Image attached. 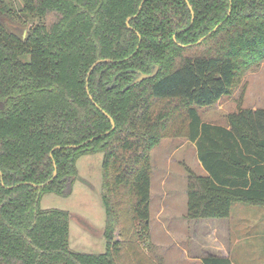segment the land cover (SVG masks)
Instances as JSON below:
<instances>
[{
	"label": "trees",
	"instance_id": "16d2710c",
	"mask_svg": "<svg viewBox=\"0 0 264 264\" xmlns=\"http://www.w3.org/2000/svg\"><path fill=\"white\" fill-rule=\"evenodd\" d=\"M20 1L24 39L0 0V264H144L138 250L125 257L124 238L135 225L148 231L149 152L168 137L192 143L205 172L186 169L188 220L264 207V109L239 108L220 125L194 108L214 105L264 60V0ZM95 154L106 250L79 253L68 213L40 199L69 196L77 161Z\"/></svg>",
	"mask_w": 264,
	"mask_h": 264
},
{
	"label": "rangeland",
	"instance_id": "374dc122",
	"mask_svg": "<svg viewBox=\"0 0 264 264\" xmlns=\"http://www.w3.org/2000/svg\"><path fill=\"white\" fill-rule=\"evenodd\" d=\"M15 10V17L7 26L17 35L31 26L18 11L20 0H5ZM28 61L29 56L21 57ZM201 120L211 124L224 125L226 116L240 109H264V60L243 73L228 95L222 96L209 107H194ZM150 203L147 233L135 225L137 235L124 238V253L131 258L138 250L144 264H200V259L218 251L219 243L209 237L211 225L225 229L226 220H188L186 214L187 171L197 175L205 172L196 158L195 147L185 138H164L149 152ZM102 154L82 156L76 163L78 178L72 181L70 195L60 197L49 193L41 196L42 209H60L69 216V247L79 253L102 254L106 250L104 239L105 211L101 202ZM231 231V259L244 264L255 256V264H264V207L236 203L232 205L226 221ZM257 229L258 236L253 242L243 240L246 227ZM118 228L114 232L118 240ZM263 232V233H262ZM121 240L122 236H120ZM217 247V249L215 248ZM240 253L247 257L240 258ZM125 263L123 261L119 264ZM126 264V263H125Z\"/></svg>",
	"mask_w": 264,
	"mask_h": 264
},
{
	"label": "crops",
	"instance_id": "0c3cea01",
	"mask_svg": "<svg viewBox=\"0 0 264 264\" xmlns=\"http://www.w3.org/2000/svg\"><path fill=\"white\" fill-rule=\"evenodd\" d=\"M200 167H201V165H200ZM227 219H229V217L225 218V219H216V221L217 220H226L227 221ZM209 221H214V219H210ZM226 221L224 223L225 229H222V228L221 229H217L218 225H216V226L211 225V228H210L211 234L209 235V237L214 241V243H219V245L221 244V246L219 247L218 251H215V253L212 254V256L228 258L232 262V264H238L237 262H235V261H233L231 259L230 244H231V237H232L231 234L232 233H231L230 228L227 225ZM250 226L251 227H246L248 230L245 233L242 234V235H244V238H242L240 241H237V242H242L243 240H251V247H250L251 251H250L249 255H251V254H253V252H255V250L253 248V246H254L253 242L258 236L257 229L252 227L253 226L252 223H250ZM215 248L217 249V247H215ZM261 249H262V252H263V250H264L263 243L261 244ZM249 255H247V253H244L243 255L240 253V255H239L240 258H238V259H243V258H245V257H247ZM201 259L199 261L200 264H202L201 263ZM246 260H248V261H246L244 264H255L254 261L256 260V258L253 255L250 258L247 257Z\"/></svg>",
	"mask_w": 264,
	"mask_h": 264
},
{
	"label": "water",
	"instance_id": "95a60500",
	"mask_svg": "<svg viewBox=\"0 0 264 264\" xmlns=\"http://www.w3.org/2000/svg\"><path fill=\"white\" fill-rule=\"evenodd\" d=\"M128 22V21H127ZM218 27H215L214 29H213V31L211 32V33H213L216 29H217ZM211 33H209L207 36H209ZM25 35H26V30H24L23 31V33H22V35H20V37L22 38V39H24L25 38ZM207 36H204L203 38H201L200 40H198L197 41V43L196 44H200ZM97 63H95L94 65H93V67L96 65ZM92 67V68H93ZM92 68H91V70H92ZM157 71H158V67H154V69L151 71V73H149V74H145V73H137V75L135 76V78L133 79V81L124 89V90H127L129 87H131V86H134V85H136V84H138V83H140V82H142V81H144V80H148V79H152V78H154L155 76H156V74H157ZM111 120V119H110ZM111 123H112V125H113V122L111 121ZM112 129H113V127H112ZM84 144H86V142L84 143ZM78 146H75V148H77ZM58 149H59V147H57ZM55 176H56V171L53 173V177L46 183V184H49V183H51L52 182V180L55 178ZM71 189V183H69V185L67 186V190H70Z\"/></svg>",
	"mask_w": 264,
	"mask_h": 264
}]
</instances>
